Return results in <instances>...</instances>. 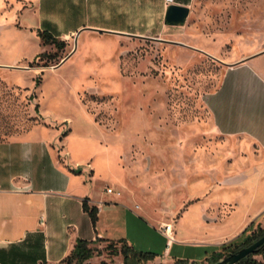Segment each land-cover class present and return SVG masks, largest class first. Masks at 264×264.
Wrapping results in <instances>:
<instances>
[{
  "label": "rangeland",
  "instance_id": "1",
  "mask_svg": "<svg viewBox=\"0 0 264 264\" xmlns=\"http://www.w3.org/2000/svg\"><path fill=\"white\" fill-rule=\"evenodd\" d=\"M27 1L0 0V51L33 58L12 81L0 71V140L46 126L43 115L61 137L71 129L74 161L107 149L135 196L127 228L138 251L159 255L166 244L156 228L171 223L172 255L209 264L212 245L251 222L250 232L264 231V147L220 134L204 103L229 64L257 57L251 66L264 79V0H191L181 41L92 33L63 38V50L42 43ZM245 82L258 104L264 91L250 76ZM202 203L209 208L199 211ZM108 246L92 248L83 264H122L120 245Z\"/></svg>",
  "mask_w": 264,
  "mask_h": 264
},
{
  "label": "crops",
  "instance_id": "2",
  "mask_svg": "<svg viewBox=\"0 0 264 264\" xmlns=\"http://www.w3.org/2000/svg\"><path fill=\"white\" fill-rule=\"evenodd\" d=\"M27 2L26 12L36 18L33 29L59 40L77 37L78 41L83 36L85 41L88 34L97 33L117 38L158 40L159 37L164 41H181L184 36L179 30L181 25L165 24L164 16L169 5L189 8L191 0ZM7 56V51H0V71L5 81L16 79L18 72L25 71L18 65L33 60L11 55L7 60ZM256 58L229 64L233 66L227 67L220 86L206 94L204 103L220 134L244 136L264 147V96L256 104L245 82V77L250 76L264 91V79L252 69L250 62ZM42 117L46 126L0 140V264H66L64 260L72 254L78 241L87 243L91 250L100 244H114L115 248L122 242L136 250L128 238L127 228L131 214L128 207L135 196L118 176L112 154L105 149L101 154L91 153L84 161H74L67 138L71 129L61 137V128ZM108 186L123 190L124 195L107 193ZM219 202L212 200L209 206ZM84 203L90 209H97L95 222L84 209ZM208 208L202 203L197 209ZM159 228L156 232L165 241V247L159 255L144 253H151L154 261L162 260L166 264L182 260L172 255L174 243L167 245ZM175 241L178 242L177 238ZM217 245L212 246L218 249ZM217 251L214 249L213 253Z\"/></svg>",
  "mask_w": 264,
  "mask_h": 264
},
{
  "label": "trees",
  "instance_id": "3",
  "mask_svg": "<svg viewBox=\"0 0 264 264\" xmlns=\"http://www.w3.org/2000/svg\"><path fill=\"white\" fill-rule=\"evenodd\" d=\"M38 36L44 45H53L57 50H63L66 47L65 41L59 40L45 31L39 32ZM40 56H42V54ZM35 86H39L38 78L35 79ZM83 206L91 216L92 221L95 222L97 209L94 207L90 209L85 203ZM252 226L253 222H251V224L235 239L229 241L228 243L221 244L218 247V251L207 258L208 262L215 263L222 259L225 255L228 256L229 254L236 252L240 248L253 243L264 235V231L261 229H256L255 231L250 232ZM111 245H109L108 247H111ZM116 253L121 254L123 264H142L154 259L153 254L138 252L132 247H129L125 242H122V244L120 245V249L116 251ZM92 254L93 252L90 248L87 247V243L78 241L72 254L68 256L64 260V262L66 264H83L85 261L89 260L92 257ZM254 255H261L264 258V245L259 247L255 254L248 256L238 264H263L262 262L253 259ZM177 263L183 264L184 260H178Z\"/></svg>",
  "mask_w": 264,
  "mask_h": 264
},
{
  "label": "water",
  "instance_id": "4",
  "mask_svg": "<svg viewBox=\"0 0 264 264\" xmlns=\"http://www.w3.org/2000/svg\"><path fill=\"white\" fill-rule=\"evenodd\" d=\"M190 9L185 6L169 5L164 16V23L170 26H178L185 23L188 18ZM249 59V58H247ZM66 60L60 62L63 63ZM233 66V65H230ZM264 245V235L253 243L244 246L234 253L229 254L219 261L209 264H238L246 259L248 256L253 255L257 252L258 248Z\"/></svg>",
  "mask_w": 264,
  "mask_h": 264
},
{
  "label": "built area",
  "instance_id": "5",
  "mask_svg": "<svg viewBox=\"0 0 264 264\" xmlns=\"http://www.w3.org/2000/svg\"><path fill=\"white\" fill-rule=\"evenodd\" d=\"M107 193L114 194V190L111 188L106 189ZM116 195H120L119 193H115ZM160 233L166 238L167 245H171L175 242V231L174 227L171 223H165L159 228Z\"/></svg>",
  "mask_w": 264,
  "mask_h": 264
}]
</instances>
